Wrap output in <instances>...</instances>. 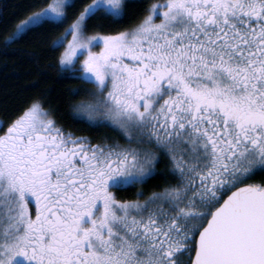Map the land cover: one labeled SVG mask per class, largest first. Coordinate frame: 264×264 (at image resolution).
I'll list each match as a JSON object with an SVG mask.
<instances>
[{"label":"snow or ice","instance_id":"obj_1","mask_svg":"<svg viewBox=\"0 0 264 264\" xmlns=\"http://www.w3.org/2000/svg\"><path fill=\"white\" fill-rule=\"evenodd\" d=\"M24 11L3 47L59 32L69 116L93 135L44 92L0 112V264H264V0Z\"/></svg>","mask_w":264,"mask_h":264},{"label":"trees","instance_id":"obj_2","mask_svg":"<svg viewBox=\"0 0 264 264\" xmlns=\"http://www.w3.org/2000/svg\"><path fill=\"white\" fill-rule=\"evenodd\" d=\"M136 3L137 0H129ZM29 0H0V112L12 109L22 98L32 94L44 92L52 105L63 114V123L66 128L75 131L77 135H93L82 124L70 118L71 109L66 101L70 97L66 92L69 87H74L78 81L61 79L56 64L57 51L50 47V41L59 32L48 36H30L25 40L11 45L8 49L3 47L2 36L8 35L14 25L26 15L24 9ZM100 133L112 136L111 129L102 128ZM164 168L163 162L157 164L158 173ZM260 174L254 177L259 181ZM164 177L157 174L144 186L152 190L156 185L164 183ZM171 180V178H168ZM174 182V181H172ZM134 188H128L121 193L128 199L134 198Z\"/></svg>","mask_w":264,"mask_h":264},{"label":"flooded vegetation","instance_id":"obj_3","mask_svg":"<svg viewBox=\"0 0 264 264\" xmlns=\"http://www.w3.org/2000/svg\"><path fill=\"white\" fill-rule=\"evenodd\" d=\"M256 177V176H255ZM254 178V177H253Z\"/></svg>","mask_w":264,"mask_h":264},{"label":"rangeland","instance_id":"obj_4","mask_svg":"<svg viewBox=\"0 0 264 264\" xmlns=\"http://www.w3.org/2000/svg\"><path fill=\"white\" fill-rule=\"evenodd\" d=\"M98 50V49H97ZM82 58V57H81Z\"/></svg>","mask_w":264,"mask_h":264}]
</instances>
